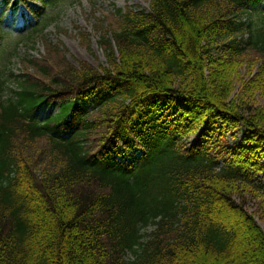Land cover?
Wrapping results in <instances>:
<instances>
[{
  "label": "trees",
  "instance_id": "obj_1",
  "mask_svg": "<svg viewBox=\"0 0 264 264\" xmlns=\"http://www.w3.org/2000/svg\"><path fill=\"white\" fill-rule=\"evenodd\" d=\"M147 2L93 24L106 66L73 65L45 39L16 90L0 79V264H264L247 204L264 206V111L252 103L264 96V11ZM27 23L34 38L47 22ZM239 128L246 138L228 147ZM132 147L138 165L117 163Z\"/></svg>",
  "mask_w": 264,
  "mask_h": 264
},
{
  "label": "rangeland",
  "instance_id": "obj_2",
  "mask_svg": "<svg viewBox=\"0 0 264 264\" xmlns=\"http://www.w3.org/2000/svg\"><path fill=\"white\" fill-rule=\"evenodd\" d=\"M259 1L258 7L264 11V0ZM10 2L13 0H9L8 3L7 0H0V79L7 81L5 82L6 94L16 90V79L19 74L26 70L31 71L25 60L27 56L39 59L45 54V39L57 44L61 50L59 55L64 56L73 65H77V61L82 60L93 67L106 66L93 24L97 20L103 19L104 15L111 14L113 8L135 7L147 11L149 7L147 0H57L54 4L44 7L46 18L53 19L45 27L42 37L29 38L27 36L31 29L25 20L33 22L36 20L29 13L26 4L35 8H41V6L38 2L32 3L26 0H17L16 5H12ZM109 19L110 16L107 20ZM81 32L89 34V45L82 42L79 35ZM252 96V103L264 111V96L258 93L252 94ZM47 114L48 112L44 109L40 111L39 116ZM236 131L227 133L225 143L228 147L240 145L247 136L243 128ZM257 176L261 177V174ZM247 204L248 210L254 212L256 220L264 229V219L260 217L263 215L264 206L259 207L257 200L254 199H249ZM151 229L152 227H147L142 231L147 232ZM126 258H131L130 252L126 254Z\"/></svg>",
  "mask_w": 264,
  "mask_h": 264
}]
</instances>
